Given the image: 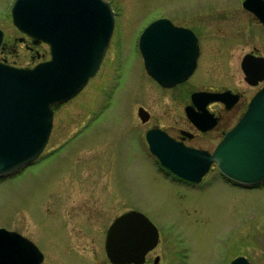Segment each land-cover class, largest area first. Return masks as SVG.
<instances>
[{"label":"rangeland","instance_id":"1","mask_svg":"<svg viewBox=\"0 0 264 264\" xmlns=\"http://www.w3.org/2000/svg\"><path fill=\"white\" fill-rule=\"evenodd\" d=\"M13 1L0 0V60L33 67L49 59V49L15 28ZM106 1L115 21L100 67L55 110L40 159L0 178V228L33 241L42 264H110L106 231L116 217L135 211L160 232L154 254L166 264H228L236 256L264 264V184L243 189L213 170L192 189L158 171L144 130L182 124L188 90L182 102V91L159 89L137 48L142 30L160 14H200L203 56L185 88L225 86L250 96L256 89L245 82L240 61L251 52L264 57V28L243 0ZM138 107L149 113V124L140 122Z\"/></svg>","mask_w":264,"mask_h":264},{"label":"water","instance_id":"2","mask_svg":"<svg viewBox=\"0 0 264 264\" xmlns=\"http://www.w3.org/2000/svg\"><path fill=\"white\" fill-rule=\"evenodd\" d=\"M250 10L264 26V1ZM14 26L35 42L49 45L50 60L33 68H15L0 62V177L32 163L47 144L52 128V107L76 96L99 69L114 25L105 0H15ZM159 20L147 27L139 49L149 75L163 86L186 79L195 62L184 61L180 42H163ZM176 31L170 29V32ZM3 32L0 30V45ZM180 41V39H179ZM181 51V52H180ZM251 85L264 78V59L247 55L241 64ZM258 74V76H257ZM208 101L222 95L195 94ZM139 117L147 120L140 108ZM188 117L196 123L191 114ZM150 152L176 176L199 182L215 163L222 176L243 186L264 182V86L251 99L237 125L225 135L213 154L175 142L159 129L146 135ZM158 241L155 226L141 213L128 212L110 226L105 250L113 264L140 263ZM37 247L15 232L0 228V264H40ZM231 264H250L237 258Z\"/></svg>","mask_w":264,"mask_h":264},{"label":"flooded vegetation","instance_id":"3","mask_svg":"<svg viewBox=\"0 0 264 264\" xmlns=\"http://www.w3.org/2000/svg\"><path fill=\"white\" fill-rule=\"evenodd\" d=\"M252 6H254V4H251V7ZM248 13H250V12H248ZM201 17H202V15H200V14L195 15V14H185V13H180L178 15H175V16H173V18H169L167 15H164L162 17V18L168 20L173 27H175L176 29H182L183 31L171 33L169 31L170 25L164 24L162 27V32L159 33L158 36L162 37L163 42L166 44H168L170 42H174V43L180 42L183 45V50H182L181 54H183V57L185 59L184 61H186L188 63H191V61L192 62L195 61V68L187 79H185L184 81L177 83L171 87L161 86L152 77H150L149 75H147L145 73L147 78L161 90L177 91V92L182 91V93L179 95V100L182 102H183V95H185L186 90H188V93H187L188 94V103L183 104V107H182V114H183L182 124H180V125L174 124V125H168V126H159L157 124L148 125L147 129L144 130V142H145L146 147H148L147 143H146L147 132L150 130H153V129H161L162 131L167 133L171 138H173L177 142L183 143L184 145L191 147V148H195V149H199V150H205L209 153H212L214 148L216 147V145L219 143V141L224 137V135L229 130L232 129V127L235 125V123L239 120V118L245 112L251 98L264 85V80L257 81V83L253 86L247 84L249 87L256 89L250 96H245L243 93L238 92V91H233L229 88H226L225 86H222V87L195 86L193 88H188V89L185 88L186 84H188L197 75V71H198V68L200 66V61H201V58L203 56L201 34H200L199 29H198V24H196L197 21L201 20ZM256 21H257V19H256ZM179 39H180V41H179ZM251 53L256 57L261 56L255 52H251ZM257 76H258V74H257ZM201 92L215 93V94L220 93V94H225V96L222 99H220L219 101L210 102V103H207L204 98H198L196 100L197 104H194L192 101V95L195 93H201ZM234 98H235V100L233 101ZM59 107L60 106H55L54 113H55V110ZM140 108H143V107H138V109L136 111L137 116L140 119V122L143 125L149 124V121L151 119L149 113L143 108L147 112V116H148L147 120L145 122H143L141 120V118L139 117V114H138V111ZM187 111L194 112L195 114L201 116L200 121H198L197 124H194L193 122H191L187 118ZM154 160H155V158H154ZM213 170H215V168L211 167L209 173H211ZM158 171H160L163 176H167V177L169 176L172 180L177 181V182H181L182 184H184V186L192 188V189L201 185L202 182L204 181V179L209 175V173H208L207 175H205L202 178V181L200 183L195 184V183L177 178L171 172H169L166 169H163L161 167H158ZM224 181L228 184L236 186L234 183L227 182L226 180H224ZM237 187H239V186H237ZM158 233H159V241H158L156 248L160 244V235L161 234L159 231H158ZM103 246H104V244H103ZM156 248L149 251L144 256V259L140 263L136 262V263H132V264H166L162 261V258L160 255L154 254ZM104 255H105V250H104ZM153 255H154V257L152 258ZM236 257H242V256H236ZM44 259H45V257L43 255V262L45 261ZM107 261H108V259H107ZM231 261H229V263Z\"/></svg>","mask_w":264,"mask_h":264}]
</instances>
